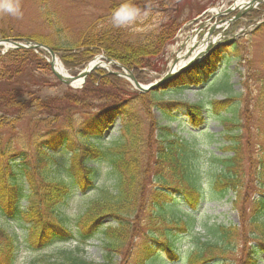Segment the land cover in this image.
Here are the masks:
<instances>
[{"label": "trees", "instance_id": "16d2710c", "mask_svg": "<svg viewBox=\"0 0 264 264\" xmlns=\"http://www.w3.org/2000/svg\"><path fill=\"white\" fill-rule=\"evenodd\" d=\"M152 3L161 14L156 28L135 33L117 24L130 10ZM42 5L35 21L40 31L22 34L2 23L0 41L42 44L71 75L102 54L131 71L139 83L145 71H161L165 48L189 19L186 6L192 11L190 0H109L106 16L69 37L60 13ZM245 44L215 51L171 84L176 92L204 83L226 54L245 72L239 95L211 103L220 113L238 101L237 120L220 117L219 139L206 130L199 132L208 138V146L220 145L203 153L213 168L207 195L199 172L202 152L179 134L184 125L203 127L206 118L200 105L166 100L169 90L139 94L125 80L100 69L74 90L53 76L44 52H0V264H16L23 244L35 252L74 239L79 244L75 250L60 249L34 263L114 264L116 259H132L135 264H260L264 66L262 74L254 72L251 61L242 56L250 49ZM111 70L119 71L115 66ZM115 126L117 134L105 141L104 133ZM102 166L108 176L99 187ZM91 190L98 194L72 219L75 237L64 207L76 193ZM230 193L240 223L206 222L194 231L200 205L222 201ZM1 221L19 224L26 233L24 242ZM97 233L104 252L101 263L81 256L83 244ZM183 236L193 239L184 252Z\"/></svg>", "mask_w": 264, "mask_h": 264}, {"label": "rangeland", "instance_id": "374dc122", "mask_svg": "<svg viewBox=\"0 0 264 264\" xmlns=\"http://www.w3.org/2000/svg\"><path fill=\"white\" fill-rule=\"evenodd\" d=\"M119 1V0H118ZM234 0H192V2L197 7L204 8V12L209 11L210 14L203 16L198 24H185L180 32L178 33L175 42L166 49L163 62L166 65H169L175 58V53L178 51L176 45L184 40L187 36L193 35L194 31L200 25H210L214 21L218 22L220 19L211 20V15H213V10L217 9L223 12L226 10ZM45 4L51 8L52 11H58L61 16V20L64 25L67 27V32L69 37L74 36L79 30L83 29L90 22L96 20L98 17L106 16L107 9L109 6V0H0V26L2 23H10L17 32L22 34H29L34 31H40L38 24H35L37 20L38 8L41 6V3ZM149 6H143L138 10H131L129 13L125 14L117 20V24L122 28L140 33L148 29L156 28L159 25V20L161 19V14L158 11L157 7L152 4H147ZM236 12H233L226 16L225 21L228 22ZM189 15L190 20L196 19V12L186 13ZM264 18V8L260 9V12L257 16L251 14L249 16H243L241 19L227 23L228 27L226 30L217 31L214 34V38L221 35L225 38L223 41H228L231 36L240 35V39L245 38V36L253 30L258 22ZM3 20V22H2ZM257 23V24H256ZM240 32H242L240 34ZM244 42V41H243ZM176 43V44H175ZM240 43V42H238ZM250 46L249 51H244L242 56L251 61V67L255 71L260 72L264 66V28L262 31L256 33L248 42H245ZM245 44V45H246ZM174 54V55H173ZM230 55H226V57ZM238 63L236 59H225L219 65L217 72L211 77V79L204 85L196 88L182 89L178 92H173L167 94L165 99H170L174 101H183L187 103L200 104L204 112L207 114L205 124L203 129H206L208 132L215 135L216 138H220L222 131L220 125V117L237 120V105L238 101H233L229 104L228 108L220 113H215L213 111L210 102L212 100H223L228 97H235L239 95L243 90L240 85V82L243 81L241 75L245 74L243 68H237ZM106 70H110L108 65L102 64ZM145 85H149L156 81L159 77V74L146 73ZM229 85L232 88L229 89ZM258 87L255 83L252 85V92L257 91ZM181 119H183L181 117ZM163 124H167V121H163ZM176 123H173V127ZM180 131V135L183 137H188L189 141L193 146L202 154H199L198 158L200 159L199 163V172L201 178L202 188L205 190L207 195V190L209 186V177L213 168L209 167L210 159L208 155L203 153L207 150H216L220 147L216 142L208 146V138L205 134L201 133L198 130H193L191 127L184 125ZM117 127L111 132H116ZM108 137V135H107ZM220 154V153H216ZM224 155V154H223ZM107 169L101 167L99 179L97 181L99 187H102L106 184L105 179H107ZM98 194V191H89L84 195L76 194L73 195L66 203L64 207L65 214L69 217L70 227L74 230V223L72 219H75L76 216L82 212L84 205L90 199L94 198ZM234 200L233 194H229L228 197L223 201L215 202H203L196 214L197 223L195 224L194 231L200 230V224H205L206 222H212L217 225H238L240 223L239 211L233 209L232 201ZM247 206L245 205V209ZM1 226L9 230H15L18 234L20 240H24V229L19 226V224L14 222H2ZM101 233H97L94 239L90 240L85 246H83V253L81 256L86 261H92L95 263H101L104 259V252L102 248V243L98 239ZM192 238H187L183 236V239L180 241L182 252L188 249L192 242ZM24 242V241H23ZM76 243H60L59 245L50 246L46 249L40 251H30L24 244L22 245V250L19 253L16 264H35L34 260L39 259L43 255L55 254L60 249L75 250ZM164 261L165 257L162 255ZM239 258H236L238 261ZM258 259L264 262V256L262 254L258 255ZM123 260H125L123 258ZM114 264H135L132 259L128 261H122L121 259H116Z\"/></svg>", "mask_w": 264, "mask_h": 264}, {"label": "water", "instance_id": "95a60500", "mask_svg": "<svg viewBox=\"0 0 264 264\" xmlns=\"http://www.w3.org/2000/svg\"><path fill=\"white\" fill-rule=\"evenodd\" d=\"M0 46L5 48L6 50H13V49H34V48H40L43 49L50 57L51 62H50V66L54 72V74H56L59 78H61L65 84L67 85H72L74 84L76 81L75 78H71L62 74H59L53 66V61L55 60V55L53 54V52H51L49 49H47L46 47L42 46V45H38V44H32L29 42H25L22 44H11L9 42H0ZM107 62L114 64L116 66H119L118 64L114 63L113 61L109 60V59H105ZM195 63H188L186 65V67L180 69L179 71L166 75L165 77H163L162 79H160L158 82H155L154 84L148 86V87H142L139 84H137L132 76V74L130 72H128L125 69H122L123 73L125 74L126 78L130 81V83L134 86V88L136 90H138L140 93H147L150 91H154L157 90L159 88H162L163 86H165L166 84H168L170 82L171 79H173L174 77H176L179 73L189 69L190 67L195 66ZM95 69L94 65L92 66L91 64L88 65L85 69V71L83 72L82 76H80V79L82 82H84L85 78L88 76V74Z\"/></svg>", "mask_w": 264, "mask_h": 264}, {"label": "bare ground", "instance_id": "6f19581e", "mask_svg": "<svg viewBox=\"0 0 264 264\" xmlns=\"http://www.w3.org/2000/svg\"><path fill=\"white\" fill-rule=\"evenodd\" d=\"M235 6L237 8H244L246 7V1L244 0H238L235 3ZM215 13H217V10H214ZM213 42V41H211ZM211 42L209 43L208 41H205L203 39V42L198 43L196 41V37H186L184 40L178 43V51L176 52V62L173 64L170 70H176L178 67H181L184 65L186 62L191 61L194 57L197 56V54H200L203 52V50L208 47ZM54 68L61 74H65V71L63 70L61 63L59 60H55L54 63Z\"/></svg>", "mask_w": 264, "mask_h": 264}]
</instances>
